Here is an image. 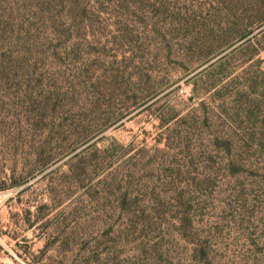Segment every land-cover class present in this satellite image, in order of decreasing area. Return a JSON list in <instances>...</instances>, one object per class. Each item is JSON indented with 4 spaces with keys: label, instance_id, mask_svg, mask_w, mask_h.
<instances>
[{
    "label": "rangeland",
    "instance_id": "1",
    "mask_svg": "<svg viewBox=\"0 0 264 264\" xmlns=\"http://www.w3.org/2000/svg\"><path fill=\"white\" fill-rule=\"evenodd\" d=\"M0 264H264V0H0Z\"/></svg>",
    "mask_w": 264,
    "mask_h": 264
},
{
    "label": "trees",
    "instance_id": "2",
    "mask_svg": "<svg viewBox=\"0 0 264 264\" xmlns=\"http://www.w3.org/2000/svg\"><path fill=\"white\" fill-rule=\"evenodd\" d=\"M35 133L34 135H30L29 137H31V141H25L22 142V140H18V145H20L21 147H19V149H23V154L27 157L26 159L28 160H32L34 162V168H31V170L29 171V177H25L24 178V172L21 173L19 180L13 178L15 173L12 175L13 179H10L12 181V183L10 184V188H17V187H21L23 186L30 177H35L38 174H41L43 172H45V170L50 167L52 164L57 163L58 161H60L62 158H64L65 156H68L69 154H71L73 151H65L62 154L59 153H54V150H52L51 148H49V146L52 144V142H50L52 140L51 136L46 135L48 133V130L46 129H39L36 128L35 129ZM53 131H49V133H52ZM23 133V132H22ZM38 137H40L41 140H37ZM45 137V138H44ZM89 141V138H85L84 140L81 141V144H85ZM77 157H81V153H77L75 154L73 158H77ZM28 174V173H27ZM74 173H71V178L76 179V175H73ZM47 175V174H45ZM44 175V176H45ZM53 181V180H52ZM62 186H64V184L61 182ZM56 190H52V194L55 193ZM55 201V200H54ZM49 204L45 203L42 204L39 208L43 209V208H48ZM40 221V217H38L36 222ZM31 226H33L31 224Z\"/></svg>",
    "mask_w": 264,
    "mask_h": 264
}]
</instances>
